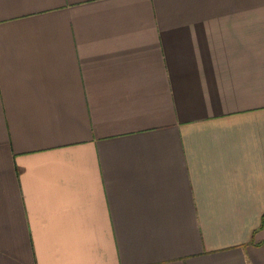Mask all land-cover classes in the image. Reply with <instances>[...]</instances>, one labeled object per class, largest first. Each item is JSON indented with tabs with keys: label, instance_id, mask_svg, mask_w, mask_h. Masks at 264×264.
I'll use <instances>...</instances> for the list:
<instances>
[{
	"label": "crops",
	"instance_id": "crops-1",
	"mask_svg": "<svg viewBox=\"0 0 264 264\" xmlns=\"http://www.w3.org/2000/svg\"><path fill=\"white\" fill-rule=\"evenodd\" d=\"M0 264H264V0H0Z\"/></svg>",
	"mask_w": 264,
	"mask_h": 264
}]
</instances>
